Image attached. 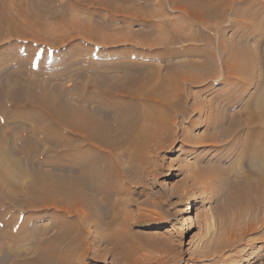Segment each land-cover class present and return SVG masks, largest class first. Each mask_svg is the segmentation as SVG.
I'll return each instance as SVG.
<instances>
[{"label":"bare ground","instance_id":"bare-ground-1","mask_svg":"<svg viewBox=\"0 0 264 264\" xmlns=\"http://www.w3.org/2000/svg\"><path fill=\"white\" fill-rule=\"evenodd\" d=\"M46 1L28 0L26 7L20 5L13 8L14 11L0 4V45L9 40V36H17L25 44L32 43L25 47L26 53L31 52L32 47L44 45L49 48L45 59L54 54L62 60L60 46L76 37L98 44L108 42L101 36L105 26H99L96 21L85 23L81 29L78 28L79 22L73 19L67 26L70 33L61 35L63 17L55 12L56 19L50 25L44 18ZM72 1L78 6H98L114 13L130 11L126 6L122 7L130 0ZM168 1L180 10L183 17L196 21L202 30L217 29L214 34L220 41L225 35L224 29L211 27L207 22L223 24L230 17L231 22L233 19L236 23L248 19L246 22L258 25L264 20V0ZM165 22L163 25L168 27L166 30L169 29L172 36L167 43L159 40L161 45L184 39L172 26L173 23ZM249 25L247 29H251ZM232 32L234 38L240 37L239 42L233 37L230 41L224 37L219 47L226 55L222 61L224 82L229 87H236L241 81L251 79L250 64L256 57L261 58L264 67V48L259 47L264 43V28L260 35L259 32L255 35L258 38L255 46L258 56L250 54L248 49L253 32L240 34L241 31L236 29ZM209 34L203 36L211 43L213 35ZM57 36L62 37L59 44ZM18 59L21 60L20 68H25L26 61ZM47 64L45 62L44 69L40 71L46 74L40 81L25 77L24 73L0 62V67L4 66L0 70V264L7 260L11 261L9 264H84L90 255L99 258L92 254L95 246H104L105 250L112 245L113 251L125 255L127 235L121 234L120 225L123 227L125 220L120 218L123 212L119 211V203L112 204L113 218L105 222L106 212L95 202L93 193L108 200L114 192L120 193L116 185L124 169L120 159L133 162L146 143L157 140L156 144H161L167 139L162 134L163 116H168L165 111L173 107L175 113L184 117L188 115L185 90L181 89L184 88L181 81L188 79H182L173 64L166 74L154 68L144 76L141 68L136 69L131 64L128 67L126 64L113 65L110 69L114 71L117 67L128 69L112 83L106 80V73L98 72L97 76L88 77L85 84L80 83L78 94L71 101L69 95L73 89L61 88L51 81L66 78V74L76 70V66L58 72L53 78L49 74L56 72L49 73L48 69L57 63ZM263 78L260 80L264 85ZM173 79L175 98L170 102L164 95L160 98L159 94H165L166 85ZM260 94L255 99H247L244 108L238 111L235 108L239 100L224 101L220 107L223 115L219 113L218 121V128L225 136L232 137L241 130L248 134L234 163L247 167L246 179L255 185L264 183V90ZM174 118L175 115L171 120ZM225 121L231 125L230 130L225 128ZM171 133L169 131L170 139L174 136ZM191 205L188 204L185 214ZM20 211L28 215H17ZM39 219L52 220V223L38 227ZM98 223H105L108 227L105 236L91 233V227ZM113 223H118L120 229L109 228Z\"/></svg>","mask_w":264,"mask_h":264},{"label":"rangeland","instance_id":"rangeland-1","mask_svg":"<svg viewBox=\"0 0 264 264\" xmlns=\"http://www.w3.org/2000/svg\"><path fill=\"white\" fill-rule=\"evenodd\" d=\"M27 1L0 0V4L13 10L20 5L26 7ZM37 1L41 3V0ZM44 3H47L44 18L50 25L56 19L55 12L62 15L61 35L70 33L67 26L73 19L80 23L78 28L81 29L83 27L80 26L85 23L96 21L99 26H105L101 36L108 42L98 44L84 37H76L60 46L62 60H58L54 54L45 59L49 48L44 45L32 47L33 50L26 53L25 47L32 43L25 44L17 36H9L7 43L0 45L1 64L6 63L5 66L19 70L25 77L40 81L43 75L46 76L40 72L45 62L57 63L48 69L49 73L56 72L49 74L53 78L58 72L76 66V70H70L66 78L51 81L61 88L71 87V101L76 98L80 83L85 84L88 77L102 72L107 74L106 80L112 83L128 69L114 66V71L110 69L113 65L126 64L128 67L131 64L136 69L141 68L144 76L154 68L166 74L173 64L181 78L188 79L181 81L188 115L184 117L175 113L172 105V109L164 113L172 118L175 115L174 120L163 116L165 125L162 134L167 139L161 144H156L157 140L146 143L141 151L143 156L140 152L133 162L120 159L124 168L122 177L116 183L120 193L114 192L109 200L93 193L95 202L106 212L105 222L113 218L112 204L119 203L124 225L120 227L118 223H113L109 228H121L124 237L130 236H126L125 255L113 251L112 245L105 250L104 246H95L92 254L99 258L90 255L84 264H264V183L251 184L246 179L247 167L234 163L248 134L241 130L228 137L218 128L219 118L223 115L220 107L224 101L239 100L235 108L238 111L244 108L247 99L259 97L264 90L260 80V77H264L260 57L250 64V80L241 81L238 87L225 84L222 61L226 55L220 51L219 43L224 37L227 41L232 39V29L241 31L240 34L253 32L248 49L250 54L257 55L259 52L255 46L258 38L255 35L264 28V20L259 21L258 25L246 22L248 19L238 23L233 19V24L230 17L223 24L207 22L211 27L224 29L225 35L220 41L214 34L217 29L202 30L196 21L183 17L168 0H130L122 5L123 8H130V11L115 13L98 6H78L72 0H48ZM164 21L170 25L173 23L172 26L184 39L161 45L172 36L169 29L166 30L168 27L163 25ZM246 23L251 24V29H247ZM207 32L213 35L211 43L203 36L209 34ZM53 35L57 33L53 32ZM60 38L56 37L57 44ZM233 39L238 41L240 37ZM152 44L155 46L150 47ZM259 47L263 49L264 43ZM67 50L69 53H66ZM37 52L41 53L38 60ZM18 58L26 61L25 68H20L21 60ZM207 63L208 66L205 65ZM3 68L0 67V70ZM177 75L174 76L175 80ZM174 79L166 85L165 94H159L160 98L164 95L168 101L174 100ZM224 126L231 129L226 121ZM169 131L174 133L171 139L168 138ZM150 132L154 133V130ZM190 203L191 208L185 214ZM20 212L17 215L21 217L28 215ZM50 223L52 220L39 219L38 227L43 224L50 226ZM90 231L105 236L108 227L105 223H98ZM9 263L11 261L7 260L4 264Z\"/></svg>","mask_w":264,"mask_h":264},{"label":"snow or ice","instance_id":"snow-or-ice-1","mask_svg":"<svg viewBox=\"0 0 264 264\" xmlns=\"http://www.w3.org/2000/svg\"><path fill=\"white\" fill-rule=\"evenodd\" d=\"M40 55H41L40 52H37V53H36V59H37V60L39 59Z\"/></svg>","mask_w":264,"mask_h":264}]
</instances>
